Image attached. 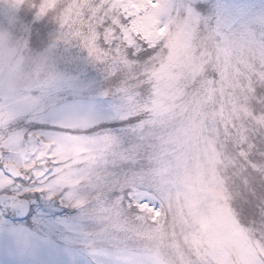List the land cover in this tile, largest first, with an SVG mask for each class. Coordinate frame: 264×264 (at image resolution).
<instances>
[{
  "label": "rangeland",
  "instance_id": "1",
  "mask_svg": "<svg viewBox=\"0 0 264 264\" xmlns=\"http://www.w3.org/2000/svg\"><path fill=\"white\" fill-rule=\"evenodd\" d=\"M56 2L48 0L50 7ZM85 2L71 0L65 24L79 23ZM172 2L133 4L132 34H142L153 47L166 42L139 82L126 76L117 89L119 119H139L126 149L120 139L86 135L92 124L85 121H64L60 127L70 131L48 139L18 127L29 115L35 119L42 102L66 85L53 63L54 88L33 84L30 67L48 65L51 58L31 51L15 34L26 36L23 20L33 0H0V47L11 45L13 61L9 96H0L5 101L0 102V159L7 153L11 159L5 165L37 177L44 175L37 168L54 165L56 183L81 194L77 206L93 205L82 214L86 225L77 230L79 252L92 264H262L264 244L242 222L247 182L230 175L232 161L223 155L220 133L245 114L237 94L244 92L242 81L250 74L264 75L259 72L264 45L250 41L208 51L187 21L169 16ZM136 138L150 143L147 153ZM9 183L0 174V187ZM23 227L0 218V254H11L12 229ZM17 256L37 258L31 252Z\"/></svg>",
  "mask_w": 264,
  "mask_h": 264
},
{
  "label": "snow or ice",
  "instance_id": "2",
  "mask_svg": "<svg viewBox=\"0 0 264 264\" xmlns=\"http://www.w3.org/2000/svg\"><path fill=\"white\" fill-rule=\"evenodd\" d=\"M137 2L86 0L79 23L67 25L64 16L71 0H57L54 7L48 0H33L23 20L26 36L15 34L31 51L48 52L56 72L64 74L66 86L56 97L42 102L35 119L29 115V122L21 121L18 127L28 135L48 139L70 131L60 127L64 121H85L92 124L85 130L88 136L120 139L126 149L133 144L139 119H119L123 113L114 108L117 89L126 76L139 82L141 72L151 67L166 42L161 40L153 47L142 34H132L137 19L133 4ZM169 16L177 22L187 21L195 29L196 41L208 51L250 41L264 45V0H173ZM259 72L264 73V67ZM242 83L246 87L237 94V103L246 112L239 120L233 119L234 127L222 130L220 136L223 155L232 161L230 175L247 182L242 222L264 244V75L250 74ZM136 140L147 153L150 143ZM9 159L7 153L0 159V174L11 181L0 187V218L16 219L23 212L20 219L25 227L12 229L16 247L11 254H0V264H92L79 252L77 230L86 225L82 214L93 205L77 206L81 194L56 183V166L49 165L47 171L37 168L35 171L44 173L40 177L32 171L13 176L4 166ZM18 252H31L37 258L20 259Z\"/></svg>",
  "mask_w": 264,
  "mask_h": 264
},
{
  "label": "clouds",
  "instance_id": "3",
  "mask_svg": "<svg viewBox=\"0 0 264 264\" xmlns=\"http://www.w3.org/2000/svg\"><path fill=\"white\" fill-rule=\"evenodd\" d=\"M5 12H7V6L5 7ZM9 43H5L3 47H0V96L8 97L9 96V87L12 84V78L10 76V70L12 67L13 61L10 59L9 54ZM43 53V52H41ZM54 63L53 58L51 57L48 65H36L31 66L30 71L33 72V84L35 87H43L46 90L51 91L54 88V85L51 82V64ZM38 94V93H36ZM5 102V101H0ZM6 102H11L6 101Z\"/></svg>",
  "mask_w": 264,
  "mask_h": 264
},
{
  "label": "water",
  "instance_id": "4",
  "mask_svg": "<svg viewBox=\"0 0 264 264\" xmlns=\"http://www.w3.org/2000/svg\"><path fill=\"white\" fill-rule=\"evenodd\" d=\"M4 166H5V168H7L12 173L13 176H20V175L23 174L21 172V170L17 166H15L14 164H6ZM23 215H24L23 212L18 213L17 214V218L16 219H12L11 221H14V222H20V221H22L20 219V217H22Z\"/></svg>",
  "mask_w": 264,
  "mask_h": 264
},
{
  "label": "flooded vegetation",
  "instance_id": "5",
  "mask_svg": "<svg viewBox=\"0 0 264 264\" xmlns=\"http://www.w3.org/2000/svg\"><path fill=\"white\" fill-rule=\"evenodd\" d=\"M5 219H6V218H5ZM7 220H9V219H7ZM9 221L12 222V223H14V224H15V223H16V224H21V225L23 224V221H22V222H14V221H11V220H9ZM23 225H24V224H23Z\"/></svg>",
  "mask_w": 264,
  "mask_h": 264
}]
</instances>
